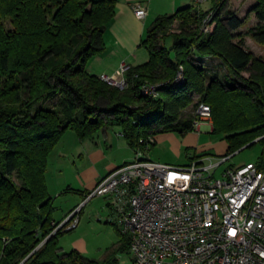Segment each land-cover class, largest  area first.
Returning a JSON list of instances; mask_svg holds the SVG:
<instances>
[{"label": "trees", "instance_id": "16d2710c", "mask_svg": "<svg viewBox=\"0 0 264 264\" xmlns=\"http://www.w3.org/2000/svg\"><path fill=\"white\" fill-rule=\"evenodd\" d=\"M227 1L210 0L204 10L192 1L157 15L139 43L147 60L129 66L119 88L85 69L104 48L116 0H0V264H109L58 244L72 228H57L44 173L67 130L82 138L117 125L131 148H143L139 140L150 135L192 131L195 117L182 108L203 103L213 131L240 129L224 135L221 156L258 142L256 162L264 165V57L244 43L249 36L264 44V0L251 7L256 22L246 31ZM179 71L183 80L175 82ZM144 83L156 86V98L141 93ZM118 232L123 250L129 238Z\"/></svg>", "mask_w": 264, "mask_h": 264}, {"label": "built area", "instance_id": "2783aa9c", "mask_svg": "<svg viewBox=\"0 0 264 264\" xmlns=\"http://www.w3.org/2000/svg\"><path fill=\"white\" fill-rule=\"evenodd\" d=\"M132 8L139 18L147 13L139 3ZM127 68L121 64L116 75L100 78L122 88ZM182 80L179 71L175 82ZM140 91L158 96L152 84ZM195 114L194 126L209 119L210 108L201 103ZM139 142L149 150L154 138ZM227 156L215 160L207 154L176 165L151 160L138 147L132 160L97 181L87 199L105 198L107 221L129 238L131 264H264V165L228 164L218 172ZM77 212L57 228H74Z\"/></svg>", "mask_w": 264, "mask_h": 264}, {"label": "rangeland", "instance_id": "374dc122", "mask_svg": "<svg viewBox=\"0 0 264 264\" xmlns=\"http://www.w3.org/2000/svg\"><path fill=\"white\" fill-rule=\"evenodd\" d=\"M191 1L177 0V4L178 7L185 6L192 4ZM210 4V0H206L200 4V7L204 10L209 8ZM232 6L237 7L236 10H241L242 15L247 4L244 0H228L225 10L231 9ZM245 20L250 23L249 18ZM248 47L255 53L254 55L264 57V44L249 37ZM140 48L145 49L143 46ZM243 75L247 76L248 73L244 72ZM194 99L193 101H196L197 98L194 97ZM198 107L193 102L183 107V116L195 117ZM207 121L201 122L207 125V129L198 133L197 139L191 146L185 144L192 141L185 134L167 131L161 133H175L178 138L177 141H171V148L167 142L166 144H153L149 150L144 148L142 150L145 155L151 157L162 155L164 159L175 164L186 163L187 154L194 155V152H196L195 155L210 153L209 155L215 160L221 159L220 156L228 152L224 135L232 130L234 132L240 129L229 127L227 129L229 131L224 129L213 131L211 114ZM119 132L120 127L117 125L97 129L82 138H79L72 130L63 132L47 155L44 179L47 192L52 197L54 206L52 216L55 220L62 222L66 219V215L68 218L78 211L75 215L78 219L76 226L64 231L58 238V244L64 251L78 248L88 258L106 260L109 264H131L129 246L123 250L117 248L122 241H120L116 225L107 221L109 212L105 198L93 196L87 199L86 192L90 189L87 190L82 185L87 177L93 175L94 170L104 172L112 162L119 165L133 159L136 148H131L125 139L120 137ZM253 141L254 139L251 142ZM249 143L228 154V159L218 168V172L228 164L256 162L262 146L257 142L247 147Z\"/></svg>", "mask_w": 264, "mask_h": 264}, {"label": "crops", "instance_id": "0c3cea01", "mask_svg": "<svg viewBox=\"0 0 264 264\" xmlns=\"http://www.w3.org/2000/svg\"><path fill=\"white\" fill-rule=\"evenodd\" d=\"M244 2L247 4V6L245 7V12L242 15L241 10L235 9L237 7L232 6L231 9H228L230 11H233L239 18L244 20L243 25L239 29L240 31H246V29L254 25L256 22L254 13L250 11L251 7L255 4L256 0H244ZM135 3H139L140 5L146 8L147 13L143 18H139L134 14L132 6ZM176 7H178L177 0H116L114 16L108 22L105 32L103 33L104 48L100 53L91 56L87 60L85 64V69L89 73H93L98 76H114L116 75V71L119 69L121 64H125L129 67L141 64L146 61L148 57V54L146 52L147 50L145 51V49H141V45L139 43L145 35L147 26L157 15L171 14L182 6L178 8ZM208 7H210V5ZM246 18H249L250 23L245 20ZM248 41L249 36H245V47L249 51L254 53L248 47ZM210 60H214V62H216L217 59ZM199 122V125L194 126V129L192 131L185 133L186 137L192 139L191 142L185 143L186 145L191 146L194 140L197 139L198 133L207 129V125L201 122L208 121ZM119 135L123 138L121 128ZM153 138L154 142L151 144V146L153 144H166L168 142L170 148L171 141H177L178 139L177 134L175 133H159L155 134ZM194 153L196 154V152ZM191 155L192 154H187V162L184 164H187L189 162V157ZM146 156L154 161L175 164L164 159L162 155L152 157L149 155ZM116 166H118L116 162H112V164H109L108 168L104 170V172L101 170H94L92 176H86V181L82 182V185L86 187L85 189L87 190L92 189L102 176L107 174L111 169L115 168ZM106 208L108 210L107 206ZM75 249L80 251L78 248Z\"/></svg>", "mask_w": 264, "mask_h": 264}, {"label": "water", "instance_id": "95a60500", "mask_svg": "<svg viewBox=\"0 0 264 264\" xmlns=\"http://www.w3.org/2000/svg\"><path fill=\"white\" fill-rule=\"evenodd\" d=\"M257 140H258V138L254 139V141H253V142H255V141H257Z\"/></svg>", "mask_w": 264, "mask_h": 264}]
</instances>
